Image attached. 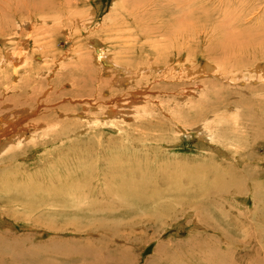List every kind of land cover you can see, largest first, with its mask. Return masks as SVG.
Segmentation results:
<instances>
[{
    "label": "rangeland",
    "instance_id": "374dc122",
    "mask_svg": "<svg viewBox=\"0 0 264 264\" xmlns=\"http://www.w3.org/2000/svg\"><path fill=\"white\" fill-rule=\"evenodd\" d=\"M184 3L0 0V118L26 103L46 124L9 164L1 155L9 137L0 138V264H112L119 248L129 264H249L258 253L264 261V80L251 71L264 69V0ZM3 42L26 63L3 59ZM99 49L131 77L98 62ZM204 63L218 70L199 78ZM131 88L149 93L150 116L123 115L118 104L108 111ZM207 123L212 141L198 136ZM129 169L171 189L168 214L157 219L154 205L114 196L121 210L90 216L97 195L60 203L45 195L69 174L101 190L104 177ZM102 218L115 234L98 229Z\"/></svg>",
    "mask_w": 264,
    "mask_h": 264
},
{
    "label": "bare ground",
    "instance_id": "6f19581e",
    "mask_svg": "<svg viewBox=\"0 0 264 264\" xmlns=\"http://www.w3.org/2000/svg\"><path fill=\"white\" fill-rule=\"evenodd\" d=\"M154 1V0H153ZM157 1V0H155ZM166 0H163V2H165ZM172 0H168V2H171ZM174 1H177V2H181V0H174ZM191 0H182V3L183 2H186L184 4H187L190 3ZM179 4V3H178ZM177 4V5H178ZM146 5V4H145ZM180 5V4H179ZM152 6V4H151ZM183 6V4H182ZM143 7V6H142ZM155 7V6H154ZM140 8V6H139ZM92 20L93 19H96L94 18V15H96V12L94 11L92 13ZM189 15V14H188ZM130 16V15H129ZM99 43V42H98ZM100 44V43H99ZM99 44H95V47H99ZM102 44V43H101ZM7 43L3 42V45H2V48H1V57L3 59H5L6 61L7 60H10V62L12 61V63H14L16 66L18 61H20V63L23 65L24 63H26V59L24 57V55H16L14 52V54L12 53V51L10 49H7ZM102 46V45H101ZM100 46V48H101ZM94 47V48H95ZM103 49V48H102ZM103 50H97V61H101L104 59L105 63L108 65V66H113L117 69H119L120 71H124L125 73H127L128 75H130L131 77V73L130 71H127V70H124L123 67L121 66H118L116 65L115 63L113 62H110L109 58L108 57H105L104 53L102 52ZM18 57V58H16ZM27 57V56H26ZM81 59V58H80ZM79 59V60H80ZM96 61V62H97ZM102 63V62H101ZM9 65V64H8ZM21 65V66H22ZM27 65V64H25ZM81 65V64H80ZM215 66H213L211 63H204L202 66H201V69H200V73L203 74V77H199V78H204V76H211V74H214L216 73L215 71L218 70V68L216 69V67L214 68ZM261 67V63H257L255 66H254V70H251V71H256V72H259L260 75H262V80H264V69H260V71L258 70V68ZM199 70V69H198ZM143 71V70H142ZM138 72V74H136V76L140 77L142 76L141 73L143 72ZM188 71H191L188 70ZM248 71V70H247ZM250 71V70H249ZM28 73V72H27ZM258 77V76H257ZM192 78V77H191ZM18 79V78H17ZM121 84H126L127 82L130 83L131 79H124V78H121ZM138 79H142V78H138ZM177 80H179V77L176 78ZM193 79V78H192ZM197 80V79H196ZM204 80V79H203ZM36 81V80H35ZM120 81V80H119ZM193 81V80H192ZM260 81V80H259ZM212 82V81H211ZM258 82V81H257ZM264 83V81H262ZM261 82V83H262ZM210 83V82H209ZM208 84V83H207ZM201 86V85H200ZM15 88V87H14ZM144 88V87H143ZM200 88V87H199ZM13 89V88H12ZM133 89V88H131ZM9 90V89H8ZM12 91V90H11ZM111 98H114L113 96ZM148 98H150L149 96V93L145 92V89H138V88H134L133 90H131L130 92H128V95L127 96H121L119 95V98H115L116 99V102H115V99H110V105L107 107L108 108V111H110L112 109V113L114 112L113 110L115 109L116 110H119L116 105L118 104L119 106H121L123 109V115H125L126 113L128 115H133L134 113L137 112V116L139 113L143 112L142 115H149L150 116V107L147 106V104L145 103L144 100H148ZM8 99V98H7ZM146 100V101H147ZM136 101V102H135ZM9 101L7 100V103ZM112 102H115V103H112ZM130 102V103H129ZM112 103V104H111ZM4 104V103H3ZM1 104V106L3 105ZM12 104V103H11ZM14 106V105H13ZM90 105L87 106V108L89 107ZM3 107V106H2ZM16 107V109H12L13 111H11L13 114L10 115V114H4V116L2 115V118H0V138L1 137H9L7 142H3L0 140V144H4V145H7L9 144V147L3 151L1 153V155L3 156V154H7L6 157H3V159H5L4 161L6 163H12L14 161H16L17 159V156L19 155V157L21 156L20 154L24 152V149H28L30 148V145H32L31 147H33L36 143V141H33L31 142L30 138H32V136H36L35 133H37V131L39 132L41 129H42V126L43 124L45 123H42V121H39L38 119H33L30 115V112L28 113V109L25 110V108L29 107L26 103H18L17 102V105L14 106ZM86 107V106H85ZM149 107V108H148ZM31 110V109H30ZM150 110V111H149ZM126 111V112H125ZM7 112L10 113V111L8 110ZM6 113V112H5ZM46 125V124H45ZM193 127V126H192ZM189 127L186 129V127H184V130L185 132L182 130V128L178 127L179 131L182 132V134H188V131L191 130V129H196L197 126L195 127ZM199 138H201L202 140L205 139V138H209L210 141H212V134H211V130H210V126L207 124H204L202 126H200L199 128ZM214 133V132H213ZM38 135V134H37ZM188 136V135H186ZM27 138V139H26ZM28 140V141H27ZM30 141V142H29ZM214 141V140H213ZM38 143V142H37ZM1 144V145H2ZM37 146V145H36ZM203 147V145H202ZM205 148V147H203ZM206 150L208 151H214V152H217L218 153V149H215L211 146H206L205 148ZM221 154V153H220ZM27 156V155H26ZM25 156V157H26ZM222 156V154H221ZM228 156V155H227ZM227 158V157H226ZM1 161V163L3 164L4 161ZM229 160V159H228ZM0 163V164H1ZM49 171V170H48ZM50 173V172H49ZM51 174V173H50ZM137 174H140V171L138 169H129L127 171H121V174L115 178H107V177H104L100 182H101V185L104 186V189H98V188H93L91 186V184L88 182V180H86L85 178H82V179H75V177L73 176H70V174L67 176V181H63V183L61 182L60 185L58 187H51L47 190V192H45V195H48V196H54V200H58L59 203H60V200L61 199H64V198H69V197H72V196H75V195H80V198L82 200L80 201H85L87 198H89L90 196H96L94 198L93 201H89V204H88V207L86 210H84V212H88V214L90 216H105L106 215H109L110 213H113L114 211L116 210H121L122 209V205L120 206H117L116 208L113 207L112 203L109 202L110 199H112L114 196H117L118 198H120L121 200H124L125 202L128 201V202H132V203H135V205H147V204H152L154 205L153 207L150 206L148 207V210L150 212H154L156 213L155 217L158 218H161L162 216H165L167 213V211L169 210V207L170 205L172 204V200L170 199V197H173L172 194L169 192V190H166V189H163V190H158V189H155L156 186H152L150 183H149V179L147 177H144L145 176L144 174L141 175H137ZM135 175H137L135 177ZM155 176V175H154ZM236 176V175H235ZM238 176V175H237ZM236 176V177H237ZM58 177H56L57 179ZM147 178V179H146ZM154 178V177H153ZM55 179V178H54ZM139 179V180H138ZM215 179V178H214ZM52 180V179H51ZM238 181V180H237ZM216 182V181H215ZM53 183V182H52ZM170 183V182H169ZM234 183V182H233ZM238 182H236L235 184H232L231 187L234 186V189L235 191H240L242 187H240V184L239 187L236 186ZM59 184V183H58ZM211 184V183H210ZM231 184V183H230ZM54 185V184H53ZM157 185V184H156ZM216 185V184H215ZM243 185V183H242ZM4 186V185H3ZM255 186V185H253ZM229 189V185L228 186H225L223 185V188L224 190L223 191H226L225 189ZM215 189H218L219 190L221 189L222 190V186L221 185H218L216 187H214ZM254 189V188H253ZM257 190L254 189V196L257 195L260 193L261 189L258 187L256 188ZM214 190V189H213ZM209 193V192H208ZM206 191L204 193V196H206ZM202 196V195H201ZM192 198H194V195H192ZM171 200V202L169 200ZM191 199V197H190ZM203 199V198H202ZM100 200V201H99ZM192 200V199H191ZM261 200V199H260ZM256 201V200H255ZM44 202V201H42ZM46 202V201H45ZM173 202L175 203H181V204H185L186 207H189L191 206L192 204H188V202L186 203L184 200H182L181 198H174L173 199ZM11 203V202H10ZM62 203V202H61ZM127 203V202H126ZM131 203V204H132ZM174 203V205H175ZM32 204V203H31ZM173 205V206H174ZM177 205V204H176ZM180 205V204H179ZM135 208L134 205H131V207L129 208ZM149 206V205H147ZM195 206H193L194 208ZM28 208V207H27ZM33 208V207H32ZM30 208V209H32ZM128 208V209H129ZM139 208V206H138ZM143 208V207H142ZM147 209V208H146ZM145 209V210H146ZM185 209V208H184ZM196 209H200V208H196ZM202 209V208H201ZM29 210V209H28ZM148 210H146V212H148ZM197 210V211H198ZM144 211V210H143ZM166 212V213H165ZM173 214V213H172ZM169 216V215H168ZM210 217V216H209ZM208 217V218H209ZM195 218V216H194ZM165 219V218H164ZM197 220V219H196ZM196 220L194 219V222L196 224V226H198L199 224L196 222ZM114 221V220H113ZM106 219L102 218V219H99L97 220V227L100 231H103L104 228L105 230H108L109 229V232H114L115 230V226H114V223H110L109 225H106ZM112 222V221H111ZM255 228V227H254ZM260 228V226L258 227V229ZM107 232V231H106ZM264 233V230L261 231ZM108 235V234H106ZM118 236V235H117ZM120 238V236H119ZM125 238V237H124ZM122 240V239H121ZM125 240V239H124ZM259 243L261 242V240H257ZM258 243V244H259ZM125 244V243H124ZM260 246V245H259ZM163 247L161 245H158L155 249L156 253L159 252ZM261 246L259 248V250H261ZM119 250L121 252H118V254L115 256V258L112 260V264H129L130 262H127V255L130 254L128 252V250H124L122 251L120 248ZM263 250V248H262ZM87 251V250H86ZM117 252V250H116ZM254 252V251H253ZM87 253H89V251H87ZM125 254V256H124ZM159 254V253H158ZM213 254L217 257L219 256H222L226 253H222V251L219 249L215 250V252L213 251ZM212 254V255H213ZM259 254V253H258ZM258 254L257 255H250L248 254V256H252V262L249 263V264H264V261L260 260V258L258 257ZM213 255V256H214ZM110 257V255H109ZM211 258V257H210ZM214 258V257H213ZM111 259V258H110ZM242 259V258H241ZM249 259V258H248ZM107 260V259H106ZM108 261V260H107ZM111 261V260H110ZM239 262V261H238ZM238 262L235 260V261H229L227 264H238ZM243 262V261H242ZM255 262V263H254ZM105 264H108L106 263V261H104ZM240 263H241V260H240ZM110 264V262H109ZM243 264H247V262L243 263Z\"/></svg>",
    "mask_w": 264,
    "mask_h": 264
}]
</instances>
